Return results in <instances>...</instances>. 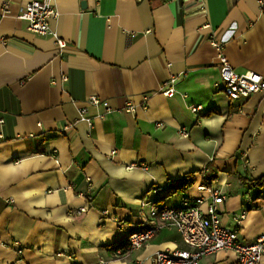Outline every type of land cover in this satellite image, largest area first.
I'll return each mask as SVG.
<instances>
[{
  "label": "crops",
  "instance_id": "crops-1",
  "mask_svg": "<svg viewBox=\"0 0 264 264\" xmlns=\"http://www.w3.org/2000/svg\"><path fill=\"white\" fill-rule=\"evenodd\" d=\"M30 1L0 0V264H151L156 252L185 250L173 228L140 250L125 244L150 204L207 200L198 188L209 166L221 225L243 244L264 236V190L243 184L264 175V93L228 99L209 44L213 35L236 73L264 75V6L54 0L49 26L66 43L58 51L17 18ZM170 77L176 93L166 98ZM90 96L136 112L97 118ZM191 105L202 108L196 117ZM234 262L220 251L199 264Z\"/></svg>",
  "mask_w": 264,
  "mask_h": 264
},
{
  "label": "built area",
  "instance_id": "built-area-1",
  "mask_svg": "<svg viewBox=\"0 0 264 264\" xmlns=\"http://www.w3.org/2000/svg\"><path fill=\"white\" fill-rule=\"evenodd\" d=\"M54 0H32L28 2L17 16L26 23V30L39 36H49L54 39L58 51L66 47V43L51 30L49 21L56 18L58 13L53 5ZM259 8L264 6V0H257ZM7 12V6L3 13ZM209 44L215 50L219 76L222 81V91L231 101L243 100L256 93H264V75L245 72L236 73L230 66L224 52L223 45L211 35ZM66 80V78H63ZM175 77H170L161 88V94L166 98L175 95ZM185 98V94H181ZM146 98V97H145ZM87 106L102 108L103 112L97 118L104 119L115 111L128 114L136 112L135 105L128 103L120 110H115L105 101L95 96L86 100ZM189 111L197 116L201 106L191 105ZM79 121L91 127L92 119L88 117L87 107L78 109ZM159 126V125H158ZM70 126H66L65 129ZM182 136L188 133L180 130ZM208 194V199L187 198L176 208H157L150 204L148 217L142 230L131 233L125 244V252L142 249L162 228H173L179 234L182 242L188 247L185 250H164L156 252L151 264H199L207 256L220 251H230L234 257V264H262L264 257V236L257 237L252 243L243 244L237 239V230H228L221 225L217 205L224 197L216 189L206 186L198 188ZM205 205L204 210L202 206ZM239 222V218L235 219ZM133 264H139L134 262Z\"/></svg>",
  "mask_w": 264,
  "mask_h": 264
},
{
  "label": "trees",
  "instance_id": "trees-1",
  "mask_svg": "<svg viewBox=\"0 0 264 264\" xmlns=\"http://www.w3.org/2000/svg\"><path fill=\"white\" fill-rule=\"evenodd\" d=\"M208 172L209 173L207 174V178L205 179V183L203 184L204 186H207V187H208L207 183L210 180L214 179V175L213 174L215 173V171L213 170L212 166H209ZM192 177H193L192 174L187 175L183 179V182H184L183 186H189L192 183ZM243 184H244V186H246L248 188H259L261 190H264V175L261 176L258 179L251 180V181H248V182H243Z\"/></svg>",
  "mask_w": 264,
  "mask_h": 264
},
{
  "label": "water",
  "instance_id": "water-1",
  "mask_svg": "<svg viewBox=\"0 0 264 264\" xmlns=\"http://www.w3.org/2000/svg\"><path fill=\"white\" fill-rule=\"evenodd\" d=\"M85 5H86L85 0L81 1V6H82V7H85Z\"/></svg>",
  "mask_w": 264,
  "mask_h": 264
}]
</instances>
